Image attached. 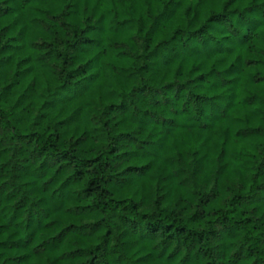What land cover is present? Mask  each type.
I'll return each mask as SVG.
<instances>
[{
    "label": "trees",
    "instance_id": "obj_1",
    "mask_svg": "<svg viewBox=\"0 0 264 264\" xmlns=\"http://www.w3.org/2000/svg\"><path fill=\"white\" fill-rule=\"evenodd\" d=\"M0 264H264V0H0Z\"/></svg>",
    "mask_w": 264,
    "mask_h": 264
}]
</instances>
